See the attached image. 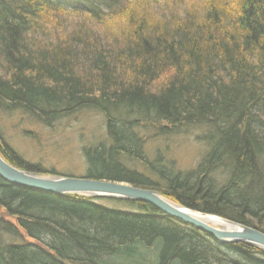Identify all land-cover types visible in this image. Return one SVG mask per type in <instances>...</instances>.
Returning a JSON list of instances; mask_svg holds the SVG:
<instances>
[{"label":"trees","instance_id":"1","mask_svg":"<svg viewBox=\"0 0 264 264\" xmlns=\"http://www.w3.org/2000/svg\"><path fill=\"white\" fill-rule=\"evenodd\" d=\"M144 1L0 0V112L55 123L99 111L106 142L83 148L85 177L264 232V0H210L179 15L148 14ZM194 125L206 128L194 168L146 159L143 128ZM0 155L47 173L1 137ZM99 201L0 177V264H264L262 249L220 244L146 202Z\"/></svg>","mask_w":264,"mask_h":264},{"label":"rangeland","instance_id":"2","mask_svg":"<svg viewBox=\"0 0 264 264\" xmlns=\"http://www.w3.org/2000/svg\"><path fill=\"white\" fill-rule=\"evenodd\" d=\"M205 1L210 0H146L144 2L148 14L168 15L169 11H172L179 15L189 8L199 9ZM62 15L63 19L64 16L67 17L66 20L70 24L86 21L73 15L64 13ZM65 25L63 24V27H66ZM146 129L150 128L145 127L141 130L145 141L143 151L146 159L152 161L160 156L164 162L174 164V171L194 168L206 151L205 141L201 139L206 129L203 126H180L168 134ZM0 137L24 162L37 164L47 171L46 175L82 177L87 166L82 153L83 148L106 142L107 132L104 116L91 108L79 110L76 114L55 123L40 122L20 111H1ZM133 164L137 170L151 176V173H148L140 163ZM123 201L101 198L99 202L110 208L131 209L125 208L129 206Z\"/></svg>","mask_w":264,"mask_h":264},{"label":"water","instance_id":"3","mask_svg":"<svg viewBox=\"0 0 264 264\" xmlns=\"http://www.w3.org/2000/svg\"><path fill=\"white\" fill-rule=\"evenodd\" d=\"M0 177L6 181L24 188L34 190L49 191L54 194L69 195L74 194L94 199H116L127 201L146 202L156 207L164 214L178 218L185 224L192 225L200 229L207 235H211L218 243L238 242L255 246L264 251V232L229 220L225 217L212 213L196 211L185 207L182 204L174 203L166 196L160 194L157 190L146 187H138L127 182H118L114 180L87 178L84 176H52L33 173L30 170H22L11 165L0 155ZM213 217L222 220L227 224L224 228H217L207 224L200 217Z\"/></svg>","mask_w":264,"mask_h":264},{"label":"bare ground","instance_id":"4","mask_svg":"<svg viewBox=\"0 0 264 264\" xmlns=\"http://www.w3.org/2000/svg\"><path fill=\"white\" fill-rule=\"evenodd\" d=\"M34 173H38V174H42V175H44V176H47V175H50V174H45V173H41V172H34ZM200 218H202L203 219V221H205L207 224H211V225H213L214 227H217V228H224V227H226L227 226V224L226 223H224L222 220H218V219H216V218H213V217H211V216H209V217H200Z\"/></svg>","mask_w":264,"mask_h":264}]
</instances>
